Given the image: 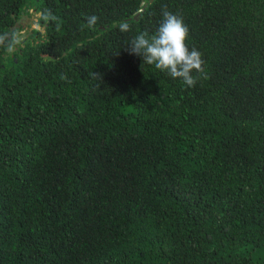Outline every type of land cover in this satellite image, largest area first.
I'll list each match as a JSON object with an SVG mask.
<instances>
[{"label": "trees", "instance_id": "trees-1", "mask_svg": "<svg viewBox=\"0 0 264 264\" xmlns=\"http://www.w3.org/2000/svg\"><path fill=\"white\" fill-rule=\"evenodd\" d=\"M163 8L194 87L123 48ZM30 9L0 48V264H264V0H0V32Z\"/></svg>", "mask_w": 264, "mask_h": 264}, {"label": "clouds", "instance_id": "clouds-1", "mask_svg": "<svg viewBox=\"0 0 264 264\" xmlns=\"http://www.w3.org/2000/svg\"><path fill=\"white\" fill-rule=\"evenodd\" d=\"M45 20L56 21L58 18L50 11L43 17ZM98 20L95 15L87 16L86 22L89 28H93ZM121 32H129L130 25L127 22H121L118 25ZM189 28L183 17L162 9V19L156 31L149 35L147 32H141L124 44V49L130 55H136L142 58L143 64L154 65L160 71L167 72L173 79H180L187 87H194L198 77L193 75L205 74L202 53L196 48H189L187 39ZM20 41L18 34L12 31L0 32V48H3L8 55H14ZM92 75L99 76L98 73ZM206 78V76H205ZM61 79L67 80L65 75Z\"/></svg>", "mask_w": 264, "mask_h": 264}, {"label": "rangeland", "instance_id": "rangeland-1", "mask_svg": "<svg viewBox=\"0 0 264 264\" xmlns=\"http://www.w3.org/2000/svg\"><path fill=\"white\" fill-rule=\"evenodd\" d=\"M38 17L39 13L35 12L34 9H30L28 15H25L24 18L19 21V25L21 24L20 30L18 32V39L20 43L18 45L17 51L22 47L24 40L31 36L32 29H40L41 31L43 30L42 27L37 24ZM252 256L255 259L264 260V248H259L253 251Z\"/></svg>", "mask_w": 264, "mask_h": 264}, {"label": "water", "instance_id": "water-1", "mask_svg": "<svg viewBox=\"0 0 264 264\" xmlns=\"http://www.w3.org/2000/svg\"><path fill=\"white\" fill-rule=\"evenodd\" d=\"M150 1H152V0H150ZM138 15H139V13H136V14L133 16V18L136 19V18L138 17ZM22 18H24V16H23ZM20 20H21V19H20ZM20 20H18V22H19Z\"/></svg>", "mask_w": 264, "mask_h": 264}, {"label": "flooded vegetation", "instance_id": "flooded-vegetation-1", "mask_svg": "<svg viewBox=\"0 0 264 264\" xmlns=\"http://www.w3.org/2000/svg\"><path fill=\"white\" fill-rule=\"evenodd\" d=\"M22 17H23V16H22ZM22 17H21V19H23ZM18 23H19V22H18Z\"/></svg>", "mask_w": 264, "mask_h": 264}]
</instances>
